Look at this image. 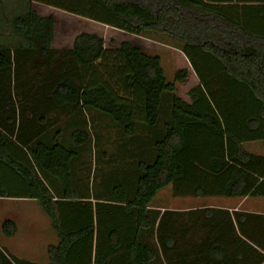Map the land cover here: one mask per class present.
I'll use <instances>...</instances> for the list:
<instances>
[{
  "label": "trees",
  "instance_id": "16d2710c",
  "mask_svg": "<svg viewBox=\"0 0 264 264\" xmlns=\"http://www.w3.org/2000/svg\"><path fill=\"white\" fill-rule=\"evenodd\" d=\"M34 1L136 37L176 41L199 81L189 103L175 94L187 71L168 82L159 57L128 43L105 50L94 35L76 36L63 73H49L60 54L51 49L54 21L40 17ZM20 3L7 20L12 46L0 43V198L39 205L58 239L47 249L48 264H153L160 257L165 264H264V255L238 247L239 234L264 253L262 217L187 213L182 233L198 230L205 238L198 257L176 259L179 221L150 210L167 187L173 197H264V157L242 147L264 146V0ZM36 59L46 75L23 79ZM81 113L116 127L133 160L132 173L113 176L95 198L75 181L74 164L91 138ZM1 231L10 238L16 226L7 220ZM212 244L219 246L210 251ZM227 249L237 255L228 257ZM0 264L31 263L0 250Z\"/></svg>",
  "mask_w": 264,
  "mask_h": 264
},
{
  "label": "rangeland",
  "instance_id": "374dc122",
  "mask_svg": "<svg viewBox=\"0 0 264 264\" xmlns=\"http://www.w3.org/2000/svg\"><path fill=\"white\" fill-rule=\"evenodd\" d=\"M20 2L21 0H0L1 44L7 43L9 46H12L8 38L9 24L7 20L9 17L16 15V11L19 5H21ZM31 7L40 14H44L43 11H45L54 21V41H52V47L59 51L60 54L51 62L49 73L55 74L56 76L63 73V67L67 64V60L64 57V52L66 50L62 49L70 48L75 37L80 34H89L101 38L104 41L103 47L105 50H115L119 48L120 44L128 43L145 54L159 57L161 67L168 82L173 81L174 74L177 71L185 70L187 73H193L188 61L181 55L177 48L179 44L167 36L150 35L145 38L136 37L69 15L57 9L42 10V6L36 5V3L32 4ZM45 71V67L36 59L32 62L26 74L27 76H24L23 79L27 78L34 80L41 78L46 75ZM176 87V96L189 103L187 96L188 86L181 82L178 83V85L176 84ZM20 98V95L15 92L14 99L18 105ZM81 116L86 122V126L82 129H86L91 138L80 150L79 158L74 164L75 181L80 190L88 192L90 197L93 196L95 198L96 195H105V187L110 186L109 183L113 176L122 175L123 173H132L133 168L130 164H133V160H130L127 153V145L124 144L125 138L116 127L110 125L106 118L100 116L91 118L90 115L84 113L78 115V117ZM56 118L58 121H61V116H57ZM74 128L75 125H73L71 121L69 128H64L63 130L64 139L68 138ZM242 147L246 152L256 156L264 155V146L260 142L245 143ZM172 197L171 188L167 187L158 192L151 202V206L153 208L157 206H172L180 203V200H175V197ZM191 203L196 204L199 203V201L191 200ZM6 210L10 214L14 213L22 218L20 224H24V227L20 233V238L29 240L34 247L36 245L40 246V244L43 243V238H45L44 240L47 245L56 244L57 237L52 232L49 221L36 203H6ZM6 214L7 213L0 208V222ZM27 215L31 216L32 219L28 222L29 224H26L27 221L24 220ZM35 220L39 227V231L37 230V226L34 230L35 233L38 232V234H35L31 230H27L32 227ZM180 228V225H178V230ZM194 235L201 238L203 237L201 231L198 230L194 231ZM25 240L23 241L25 242ZM47 245L44 247V252H46ZM38 254L41 255V252L38 251ZM39 256L36 258L38 261H40L42 257L40 256L39 258ZM44 259H46V255H44ZM153 264L161 263L160 261H155Z\"/></svg>",
  "mask_w": 264,
  "mask_h": 264
},
{
  "label": "crops",
  "instance_id": "0c3cea01",
  "mask_svg": "<svg viewBox=\"0 0 264 264\" xmlns=\"http://www.w3.org/2000/svg\"><path fill=\"white\" fill-rule=\"evenodd\" d=\"M35 3H36V5H41L42 10L54 9V8L45 6V5L40 4L38 2H35V1L32 2L31 5L35 4ZM32 9L42 18L50 17L49 14H47L45 11H43L44 14H40L34 8H32ZM53 41H54V35H53ZM72 45H73V42H72ZM72 45H71V47H72ZM52 46H53V42L51 44V49L55 50ZM71 47L68 49H62V50H69V49H71ZM181 55L185 58V56L182 53H181ZM182 83H185V85L188 86L187 92H189L191 89H193L199 85V81H198L197 77L195 76L194 72L193 73L188 72L187 78ZM262 157H264V155H262ZM172 198H174V197H172ZM175 200H180V203L177 205H172V206H160V207L157 206V207H153V208L150 205V210L159 211L160 213H163L165 211H169V212L174 213V216L172 218L175 221H179V225H180V222L183 221V222H181L183 224L180 225L181 228L178 230L177 235L174 237V249H173V252L171 253V255L173 257H175L176 259L178 257H184V258L186 257L188 259H193V258L198 257L199 255L197 252L199 251V248L201 247V242L205 238L203 235H202L203 237L201 238V237L192 235L190 233H188L186 235H184V233H182L183 228H184V223L187 220V215H186L187 213L199 212L201 210H211V211L220 210V211L228 212L231 216L235 213H238L241 215L259 216V217H262L264 219V197L263 198H256V199L255 198H249V197H246V198L209 197V198H198V199L197 198H191V197H175ZM191 200L192 201H199V203L193 204V203H191ZM6 203H36V202L32 201V200H27V199H4V198H0V204H2V205H0V208H2V210L7 213L5 216H3V218L1 219V222H0V250L3 251L7 257H13V258H16L18 260L25 261V262H28L31 264H48L49 261H48V257H47V249L49 247H55L58 244V239H57L56 244L47 245V243L44 240L45 238H43L42 239L43 243H41L40 246L36 245L34 247L30 243L29 240H25V239L20 238L19 237L20 233L24 227L23 223H22L23 225L20 224L22 218H20L17 214H14V213L10 214L9 212H7ZM176 214H178V215H176ZM179 215H182V216H179ZM7 220L12 221L16 226V233L13 237H10V238L5 237L1 231V226H2L3 222L7 221ZM24 220L27 221L26 224H29L28 222H30V220H32V219H31V216L27 215L26 219H24ZM260 222L264 225V220H262ZM36 226H37V230L39 231V227H38L36 220H35V223L32 224V227L28 228L27 230L28 231L31 230L35 233L34 229L36 228ZM52 232H53V230H52ZM35 234H38V232H36ZM238 237L242 240L241 243L238 244V247H241L242 249H246V245H248L255 251V252L251 253V256H255V254L264 255V253L258 247L251 244L249 241H247L245 238L241 237L239 234H238ZM52 239H51V241H52ZM23 240H25V242ZM221 240H222V245H221L222 251H221L220 256H221V258H225V236H223V238ZM46 245H47V249H46V252H44V247ZM218 246L219 245H217V244H212L210 246L209 250L213 251ZM38 251L41 252V255L38 254ZM117 254H119V252L115 253V255H117ZM39 255L42 256L40 261L36 260V258H38ZM44 255H46V259H44ZM233 255H235V256L237 255L236 251L235 250L229 251V249H227V256L231 257ZM40 256H39V258H40ZM177 262L174 261L173 263L179 264ZM190 262H191L190 264H193V261H190ZM160 263L165 264V262L163 261V259L161 257H160ZM223 264H225V261H223ZM237 264H240V262H238Z\"/></svg>",
  "mask_w": 264,
  "mask_h": 264
}]
</instances>
